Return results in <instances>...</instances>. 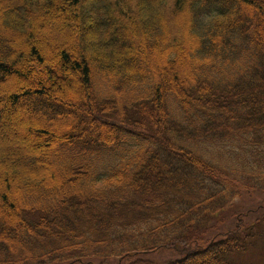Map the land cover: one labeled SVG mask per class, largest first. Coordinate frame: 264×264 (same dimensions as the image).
I'll return each mask as SVG.
<instances>
[{"label":"trees","instance_id":"16d2710c","mask_svg":"<svg viewBox=\"0 0 264 264\" xmlns=\"http://www.w3.org/2000/svg\"><path fill=\"white\" fill-rule=\"evenodd\" d=\"M263 12L0 0V264H264Z\"/></svg>","mask_w":264,"mask_h":264},{"label":"rangeland","instance_id":"374dc122","mask_svg":"<svg viewBox=\"0 0 264 264\" xmlns=\"http://www.w3.org/2000/svg\"><path fill=\"white\" fill-rule=\"evenodd\" d=\"M259 1L260 0H254L255 3H259ZM56 73L63 80L62 72L57 70ZM12 81H13V84L18 83L17 79L12 78ZM72 82H73V84H75L74 78H72ZM0 110H1L0 111V121H1L0 127L8 128V122L6 121V119H9L11 122L9 127L11 128L12 133L15 136L22 137L23 139H25L28 142H30L32 138H39V136H41L40 134L36 133V131L33 130V129H35V127H34L35 125L31 121V119H29L27 117L28 111L26 110V108H24V107L18 108L17 106L10 105L7 108L3 109V103H1L0 104ZM31 130H33L34 132ZM253 205H254V202H252L251 199L243 200V198H242V199L238 200L236 202V207H235L236 210L231 215L226 216V220L224 221V225H222L220 228L222 230H228L226 228H231L235 224V218H234L235 214L238 213L239 211H241V209L246 210L249 207H252ZM249 218H250V216H246L245 218H243L244 223H247L248 221H250ZM145 258L159 264L161 262L164 263V262H167L169 260L178 259L179 255L176 252H172V251H160V252H155V253L145 255ZM248 258L249 257L247 256L246 260ZM251 258L253 261H256V259H257L256 255H252Z\"/></svg>","mask_w":264,"mask_h":264}]
</instances>
